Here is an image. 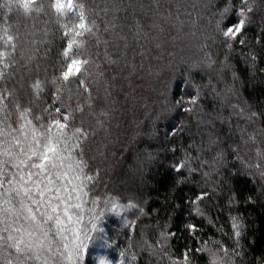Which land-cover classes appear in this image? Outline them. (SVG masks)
<instances>
[{
  "label": "snow or ice",
  "instance_id": "1",
  "mask_svg": "<svg viewBox=\"0 0 264 264\" xmlns=\"http://www.w3.org/2000/svg\"><path fill=\"white\" fill-rule=\"evenodd\" d=\"M208 7L205 3L198 9L195 0L167 4L161 0H107L103 7L94 8L86 6L84 0L0 2L4 12L0 17V264H86L93 245L101 250L94 257V264H114L103 250L118 245L105 235L103 218L109 212L117 213L125 227L134 231L136 222L128 220L124 213H149L132 200L121 203L111 196L102 198L96 194L103 177L96 157L90 155L91 142L96 129L107 131L113 109L95 110L92 85L99 86L103 81L104 99L109 105L116 104L112 90L119 82L127 79L131 84L132 77L141 75L145 58L160 59L156 53L163 50V36L174 31L176 35H170L174 41L185 34L186 26V34L200 41L197 47L202 57L193 67L204 72L207 83L190 80V92L171 98L167 91L163 93L162 110L155 118L166 112L195 114L196 126L207 129V140L201 136L199 144L182 149L181 157L172 165L176 185L190 183L196 175L202 177V181L196 182L198 190L187 199L190 215L205 216L203 205L214 201V196L221 195L226 188L228 207L239 203L237 192L228 185L242 171L254 178L258 175L264 182V110H253L247 103H227L216 87L231 71L232 85L227 92L239 94V75L231 63L235 45L240 46L246 63L250 62L252 69L256 67V55L244 52L255 0H218L215 11L207 17L206 30L199 31L203 10ZM13 13L32 20L31 28L20 32L17 19L13 32ZM41 17L49 18L43 20V28L37 29L35 21ZM52 17L64 40L60 59L51 74L45 67L43 78L37 75L26 82L18 72L17 56L25 66H30L36 59L34 53L44 45L43 55L47 57L54 38L48 27ZM260 40V36L256 37L257 43ZM217 45L223 46V60L211 50ZM102 62L108 66L107 71ZM36 68L39 70L40 65ZM148 68L160 76V66L149 62ZM206 90L221 97L219 107L227 104L231 109L228 115L217 112L209 119L200 116L204 110L202 93ZM132 92L130 87L123 98L135 99ZM85 115L92 117L94 125L90 121L85 127ZM171 131L175 134L182 128ZM100 156L107 159L103 151ZM151 158L149 154L148 159ZM261 188L264 191V183ZM229 217L232 246L212 237L202 239L201 226L186 222L184 230L197 245L193 248L186 243L177 252L173 248L177 232L165 221L156 225L155 242L141 230L139 247L167 264H192L193 252L206 257V264H242L243 219L231 211ZM127 256L131 257V264H139L130 239L129 247L120 252L118 264H125Z\"/></svg>",
  "mask_w": 264,
  "mask_h": 264
},
{
  "label": "trees",
  "instance_id": "2",
  "mask_svg": "<svg viewBox=\"0 0 264 264\" xmlns=\"http://www.w3.org/2000/svg\"><path fill=\"white\" fill-rule=\"evenodd\" d=\"M2 2V0H0ZM86 6L94 8L103 7L107 0H84ZM147 2V0H145ZM176 0H161V3H175ZM180 2H192V0H180ZM199 6L208 4L209 7L203 10V18L200 21L199 31L207 28V17L215 11L214 5L218 0H195ZM236 3L239 0H235ZM51 17V9L48 10ZM4 14L0 9V17ZM103 14L101 13V16ZM121 15H124L121 13ZM195 16V12H193ZM49 17H41L35 21L36 28L44 27L43 20ZM19 21V30L24 32L31 28L32 20L19 17L15 13L10 16V23L14 25L13 32L16 31L15 24ZM0 23H3L0 20ZM48 27L52 30L54 38L47 57L43 55L44 45L35 52L36 59L32 65L25 66L24 61H19L18 72L23 74L27 82L34 76L43 78V69L47 67L51 74L53 66L60 59L59 50L64 44L62 34L55 25L54 17ZM101 27L103 25L101 24ZM189 32L185 27V34H181L176 40H171L170 35H176L174 31L170 35L162 38L163 50H157L159 60L145 58L144 69L139 77H132L131 84L127 79L121 80L119 85L112 90V96L117 100L114 105H109L104 99L103 81L99 86L92 85L93 95L96 97L95 110L101 107H111L113 109L110 125L105 129H96V135L91 142L90 155L96 157V163L102 169V182L95 190L101 197L111 196L121 203L132 200L140 204L149 215H140L134 211L125 212L128 220L136 222V229L133 231L125 227L124 221L117 213H107L103 218L101 226L106 229L105 235L110 236L118 246L106 249V253L113 260L119 262L120 252L129 247L131 240L132 249L139 258V264H167L163 259L150 257L146 251H142L139 244L142 240L141 230L146 233L147 238L155 242L157 236L156 225L168 221L171 228L177 232L178 239L173 242V248L177 252L183 250L186 243H190L193 248L197 241L189 240L188 232L184 230L186 222L197 223L201 226V238L220 240L229 246L233 245V230L229 212L232 215L239 214L243 219V236L240 241L244 256L242 264H261L264 260V191L262 182L257 175L241 172V174L229 182V187L235 189L238 194L239 203L229 208L227 205V188L221 195H215L214 201L208 200L203 205L206 210L205 216L190 215L187 199L193 192L197 191V183L202 181V177L196 175L192 182L181 185L175 184L176 172L172 165L182 155V149L189 148L190 145L199 144L201 136L207 140V129L202 125L197 127V117L195 114L184 112H166L156 119L157 113L162 110L164 100L163 93L167 91L169 98L190 92L189 81L197 83H207L204 72L193 65L200 61L202 51L197 47L200 43L197 39L186 34ZM199 34V33H198ZM260 36L259 43L256 37ZM51 38V37H50ZM246 39L248 44L244 48L247 55L249 52L256 55V67L252 69L250 62L246 63L245 57L240 55V46L235 45V51L231 53V63L239 75L236 87L240 89L238 96L227 92L228 86L232 85L231 71H228L223 79L214 84L227 103H241L252 105L253 110H264V0H255V7L252 14V22L247 26ZM218 59L223 60L224 49L222 45H217L211 49ZM95 51V49H93ZM137 59H140L137 57ZM103 60L101 53V61ZM158 65L162 69L159 77L152 74L154 69H149L148 64ZM40 65L37 70L36 65ZM102 67L107 71L108 66ZM31 68V71H29ZM58 70V69H57ZM217 77V73H212ZM133 90L132 97L124 99L129 88ZM75 91V85H73ZM98 89V91H97ZM202 103L204 110L200 116L205 119L213 117L217 112L228 115L231 111L227 104L220 108L221 97H215L210 90L202 93ZM45 99H47L45 97ZM50 102V101H49ZM75 103V97H73ZM87 112V109H86ZM80 116L77 114V121ZM85 127L92 121V117L85 115ZM94 125V121H92ZM220 129L219 122L216 124ZM182 128V131L172 133L171 129ZM227 130V125L223 126ZM106 145V147H104ZM103 151L107 157L100 156ZM173 149L176 151L173 152ZM149 154L151 159H148ZM195 155V152H193ZM102 161V162H101ZM251 197L249 201L246 198ZM179 205V208L176 207ZM155 210V211H153ZM139 217V218H137ZM222 226V228H221ZM101 250L93 245L90 246L86 264H94V257ZM192 264H206V257L193 252ZM125 264H131V257L127 256Z\"/></svg>",
  "mask_w": 264,
  "mask_h": 264
},
{
  "label": "rangeland",
  "instance_id": "3",
  "mask_svg": "<svg viewBox=\"0 0 264 264\" xmlns=\"http://www.w3.org/2000/svg\"><path fill=\"white\" fill-rule=\"evenodd\" d=\"M114 261V264H118V262L116 260H113Z\"/></svg>",
  "mask_w": 264,
  "mask_h": 264
}]
</instances>
